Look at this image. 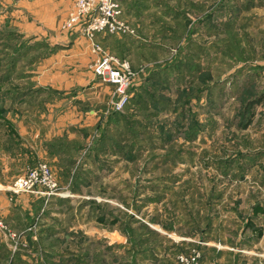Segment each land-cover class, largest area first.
<instances>
[{
    "label": "rangeland",
    "instance_id": "rangeland-1",
    "mask_svg": "<svg viewBox=\"0 0 264 264\" xmlns=\"http://www.w3.org/2000/svg\"><path fill=\"white\" fill-rule=\"evenodd\" d=\"M57 2L0 0V146L31 145L3 209L44 164L76 227L55 264H264V0H124L118 34ZM106 58L133 75L120 111Z\"/></svg>",
    "mask_w": 264,
    "mask_h": 264
},
{
    "label": "crops",
    "instance_id": "crops-1",
    "mask_svg": "<svg viewBox=\"0 0 264 264\" xmlns=\"http://www.w3.org/2000/svg\"><path fill=\"white\" fill-rule=\"evenodd\" d=\"M57 6L65 17L73 9L71 0H58ZM14 132H18L20 138L8 133L7 140L0 146L1 185L11 183L21 175L17 172V166L30 159L28 153L31 145L26 138L27 128L23 126ZM11 198L15 202L13 208L7 211L3 208L8 205V196L0 193V216L10 221L9 227L18 237L15 245L0 229L1 264H55L54 257L61 255V248L73 247V232H76V227L64 224L60 219L62 215L57 213L59 211H54L58 198L37 193Z\"/></svg>",
    "mask_w": 264,
    "mask_h": 264
},
{
    "label": "built area",
    "instance_id": "built-area-1",
    "mask_svg": "<svg viewBox=\"0 0 264 264\" xmlns=\"http://www.w3.org/2000/svg\"><path fill=\"white\" fill-rule=\"evenodd\" d=\"M74 8L64 23V28L74 26H89L92 30L108 34L126 33L127 27L122 20V3L124 0H72ZM97 72L104 76L105 82L115 89L116 101L114 107L120 111L129 102L128 93L131 87L132 72L127 65L106 58L97 67ZM11 191L18 193L54 194L57 190L51 171L47 165L32 167L26 175L18 178L11 186ZM47 193V194H48ZM1 225V224H0Z\"/></svg>",
    "mask_w": 264,
    "mask_h": 264
}]
</instances>
